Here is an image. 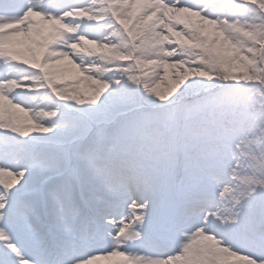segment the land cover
I'll return each mask as SVG.
<instances>
[{"label": "snow or ice", "instance_id": "obj_1", "mask_svg": "<svg viewBox=\"0 0 264 264\" xmlns=\"http://www.w3.org/2000/svg\"><path fill=\"white\" fill-rule=\"evenodd\" d=\"M102 261L264 264V0H0V264Z\"/></svg>", "mask_w": 264, "mask_h": 264}, {"label": "rangeland", "instance_id": "obj_2", "mask_svg": "<svg viewBox=\"0 0 264 264\" xmlns=\"http://www.w3.org/2000/svg\"><path fill=\"white\" fill-rule=\"evenodd\" d=\"M70 79H71V78H70ZM161 88H162V90H163L164 86L161 85ZM19 115H20V116H23L24 114H23V113H19ZM101 264H108V262H106V261H102Z\"/></svg>", "mask_w": 264, "mask_h": 264}, {"label": "bare ground", "instance_id": "obj_3", "mask_svg": "<svg viewBox=\"0 0 264 264\" xmlns=\"http://www.w3.org/2000/svg\"><path fill=\"white\" fill-rule=\"evenodd\" d=\"M70 78L72 79V75L71 74L68 75L67 79H70Z\"/></svg>", "mask_w": 264, "mask_h": 264}]
</instances>
